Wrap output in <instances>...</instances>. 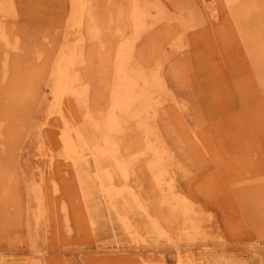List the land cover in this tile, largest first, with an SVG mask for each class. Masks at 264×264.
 I'll list each match as a JSON object with an SVG mask.
<instances>
[{
  "label": "rangeland",
  "instance_id": "1",
  "mask_svg": "<svg viewBox=\"0 0 264 264\" xmlns=\"http://www.w3.org/2000/svg\"><path fill=\"white\" fill-rule=\"evenodd\" d=\"M0 264H264V0H0Z\"/></svg>",
  "mask_w": 264,
  "mask_h": 264
},
{
  "label": "bare ground",
  "instance_id": "2",
  "mask_svg": "<svg viewBox=\"0 0 264 264\" xmlns=\"http://www.w3.org/2000/svg\"><path fill=\"white\" fill-rule=\"evenodd\" d=\"M81 1V0H80ZM136 2L138 1V0H135ZM78 4H79V0H78ZM76 7H77V5H76ZM80 10V9H79ZM78 10V11H79ZM77 11V10H76ZM139 11L137 10V6L135 7L134 6V10H133V13H134V17L135 18H138L139 17V13H138ZM140 14H141V12H140ZM92 32H94L93 30H92ZM95 33V32H94ZM73 52V51H72ZM121 52V51H120ZM72 55V53L68 56V55H61L60 56V58H59V60H58V64H57V67L55 68V70H54V73H53V75H52V79H58V93L60 92V90L62 91V92H66V88H67V85H68V82H66V73H67V70H69L70 69V67H71V65H72V59H73V57L71 56ZM118 55H120V54H118ZM122 58V57H121ZM127 63V62H126ZM121 67V66H120ZM121 71V70H120ZM123 71V70H122ZM124 72V71H123ZM118 74V73H117ZM124 76H125V74H124ZM118 77V76H117ZM124 78H126V77H124ZM123 78V79H124ZM68 81V80H67ZM54 82V81H53ZM125 82H126V80L125 81H123V82H121L123 85L125 84ZM54 87V86H53ZM134 87V86H133ZM68 89V88H67ZM70 90V89H69ZM55 91V90H54ZM120 91V90H119ZM128 91V90H127ZM132 91V90H131ZM62 92H60V93H62ZM121 95H116V98L117 97H121V100H123V104H129L130 103V101H129V98L130 97H126V90H125V87L124 88H122V91H121ZM130 94V93H129ZM55 95V94H54ZM56 97V96H55ZM61 97V96H60ZM58 98V97H57ZM66 137V136H65ZM69 136H67L66 138H64L65 140H64V142H65V144H66V146H67V149H69L68 147H72V146H74V144H73V142L70 140V137L68 138ZM71 152V151H70ZM69 157V156H68ZM106 190H107V188H106Z\"/></svg>",
  "mask_w": 264,
  "mask_h": 264
}]
</instances>
